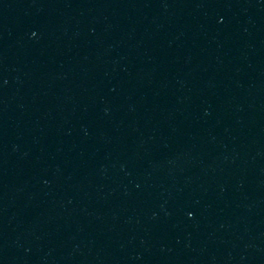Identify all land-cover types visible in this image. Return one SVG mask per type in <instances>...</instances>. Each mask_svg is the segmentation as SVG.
<instances>
[{"label": "water", "instance_id": "95a60500", "mask_svg": "<svg viewBox=\"0 0 264 264\" xmlns=\"http://www.w3.org/2000/svg\"><path fill=\"white\" fill-rule=\"evenodd\" d=\"M0 264H264V0H0Z\"/></svg>", "mask_w": 264, "mask_h": 264}]
</instances>
